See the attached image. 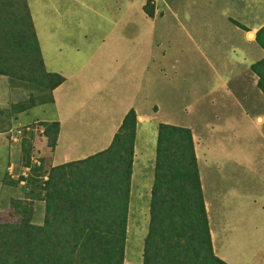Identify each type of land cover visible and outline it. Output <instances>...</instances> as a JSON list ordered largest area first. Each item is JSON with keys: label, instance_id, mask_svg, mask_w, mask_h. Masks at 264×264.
Listing matches in <instances>:
<instances>
[{"label": "rangeland", "instance_id": "1", "mask_svg": "<svg viewBox=\"0 0 264 264\" xmlns=\"http://www.w3.org/2000/svg\"><path fill=\"white\" fill-rule=\"evenodd\" d=\"M26 1L42 50L44 68L48 73L66 72L67 53L59 49L60 46L65 48L67 44L70 51L74 50L76 44H81L78 50L73 51L69 68L86 63L90 56L87 49L89 45L101 42L103 38L100 36L113 30L121 33L119 28H113L111 23L114 22H120L126 41H107V45H116V52L137 55L138 60V67L132 65L137 68V74L131 78L125 70L121 79L124 83L119 87L103 91L96 89L92 93L86 89L85 95L89 96L86 97L84 94L76 95L80 86H84L83 81L75 85L67 81L62 91L56 93V99L60 100L58 106L64 113H70L71 119L65 120V138L57 148L55 160L57 156L62 159L65 154L74 159L84 152L107 146L106 142H110L114 134L109 136V130L114 122H118L123 109L129 105L144 110L145 105L139 103L140 99H144L143 96L156 101L159 113L155 119L142 124L136 135L137 147L143 150L139 157L140 166L135 168V186H138L142 196L146 192L144 189L150 185L153 175L150 161L155 155L157 124L165 120L171 125L190 129L201 140H198L199 169L205 185V197H211L217 204L213 210L217 217L212 225L217 257H224L227 264H249L239 253L243 248L238 243L243 242L247 247L259 241L260 244L264 242V123H255L257 115L264 117V96L256 86L254 74L240 61L241 48L232 46L235 41H228L231 46L225 48V41L218 40L219 31L224 30L226 24H222V29L213 36L209 29L202 28L218 25L222 20L221 12L225 14L230 12L229 9L223 8L217 1L195 8L188 5L195 1L163 0L169 6V9L159 8L165 15L169 10L181 12L182 16L194 9L199 11L196 19H186L190 25H196L193 33L188 27L175 38L170 35V19L155 22L158 28L148 35L149 25L143 20L147 19L141 14L143 10L139 4L138 8L133 6L128 9L129 0ZM181 3L185 7L177 8V4ZM249 3L251 7L256 6L255 10L263 9L258 19L264 18V0H257L256 4L254 0H249ZM102 17L108 19L104 20ZM49 19H63L57 21V25L63 26L70 36L53 37V31L47 24ZM71 19H79L80 24L76 22L70 28ZM244 20L246 22L249 19ZM84 32H90L93 36L86 35V39H83ZM150 43L153 49L150 48ZM139 52L142 53L141 58ZM160 53L165 55L161 57L158 55ZM129 59L125 63L121 59L123 70L128 67ZM130 64L133 62L130 61ZM109 68L110 71L106 69L100 73L102 78L113 74L114 65ZM160 69L163 71L159 72ZM153 71L158 85V88L153 87V92L158 94L156 100L155 95L146 94L149 88L147 77ZM105 83L106 79H102L99 84L104 87ZM29 85L31 84L13 87L6 77L0 76V107L7 109L11 103L26 101L30 94L37 95L38 90ZM70 87L73 88L69 91ZM119 88L124 90L120 91ZM112 92L111 96L115 97H108L107 94ZM125 97H133L132 105ZM80 105L86 109V114L78 113L77 106ZM54 119L56 115L52 97V102L38 103L16 117H11L10 129L0 133V213L9 208L12 198H21V193L24 192L23 182L15 187L5 185L4 182L17 181L28 173L18 157L11 172H7L10 160H13L9 159V133L18 129L23 132V137L32 133V145L35 149L34 152L31 151V156L37 158L35 151L40 149L39 155L46 161L42 152L48 147L47 139L41 132L42 128L39 129V123H50ZM73 120H77L76 124H72ZM11 139V145H18L22 140L18 137ZM142 204L143 202L140 205ZM42 206L44 207L43 202L33 203L34 224L42 223ZM3 220L0 214V221ZM144 226L143 223L135 226L136 228L130 227L128 231L125 247L128 264H139L142 257L146 232ZM259 249L263 251L264 245ZM257 263L253 261V264ZM259 264H264V260Z\"/></svg>", "mask_w": 264, "mask_h": 264}, {"label": "trees", "instance_id": "2", "mask_svg": "<svg viewBox=\"0 0 264 264\" xmlns=\"http://www.w3.org/2000/svg\"><path fill=\"white\" fill-rule=\"evenodd\" d=\"M143 10L153 17L150 0ZM255 40L264 49V27ZM251 70L264 93V59ZM0 76L13 87L31 84L38 90L26 101L0 107V133L10 129L11 117L38 103L52 102L53 90L64 81L44 68L26 0H0ZM39 125L53 149L59 124ZM136 125L131 108L107 148L55 167H46L44 159L33 165V134L22 137L21 161L29 172L17 181L4 182L14 187L23 182L25 194L12 198L9 208L0 213L4 219L0 221V264H125ZM35 201L44 205L41 224L32 222ZM142 264H227L213 251L188 128L157 127Z\"/></svg>", "mask_w": 264, "mask_h": 264}, {"label": "crops", "instance_id": "3", "mask_svg": "<svg viewBox=\"0 0 264 264\" xmlns=\"http://www.w3.org/2000/svg\"><path fill=\"white\" fill-rule=\"evenodd\" d=\"M147 1L148 0H129L128 9L132 8L133 6L138 8V4H139L140 8L143 10ZM150 1L154 6L153 17H148L146 15V13L144 12V10L141 11V14L147 18V19H143V20H145L149 25V31H147L148 35H151V33L154 31V29L158 28L155 26V22H163V20L165 21V19L171 20L170 23L168 24V25H170V30H171L170 35L171 36L177 38L179 36V33H180V35L183 34L186 31V28H188V27L191 29V31L193 33V28H195L196 25H194V24L190 25L186 19H190V17L196 19L197 13L199 11H196L194 9L191 12H187L186 16H182L183 14L181 12L176 11L174 13V12H171L169 10L168 14L165 15L159 9V8L162 9V7H165V9H167L166 7H168V9H169V6L168 5L166 6L163 3V0H150ZM189 1H195L192 5L188 4L189 6H193L195 8H197V7L201 8L205 3L213 4L214 1H217V4H220L223 8L229 9L230 12H227L225 14H222V12H221L220 15H221L222 20H220V23L218 25H215L212 27L211 26H208V27L202 26V28L205 30L209 29L211 32V36H213V35H216V32L219 29H222V27H220L222 24H226L224 26V30L219 31L220 36H217L218 40L225 41V43H223V47H225V48H229L231 46L228 44L229 43L228 41H230L231 43L235 41V43L232 46H236V47L241 48L240 54H241L242 59H240V61L242 63L246 64L247 69H249L250 72H252L251 66L254 65L255 63H258L262 59H264V49H262L255 40L256 33L262 27H264V18L261 17L260 19H258V16H260L259 13H260V11H263V9L255 10L256 6L254 5L253 7H251L249 0H189ZM256 2H257V0H254V4H256ZM162 3L164 6H162ZM183 7H185L183 3L177 4V8H183ZM127 10H125V12H127ZM83 18H84V16H82V19ZM102 19L105 20L108 18L102 17ZM244 19H249V20L245 22ZM61 20H63V19H49V20H47V24L50 26L49 27L50 30L53 31V33H52L53 37L58 36L60 38L61 36H65V37L70 36L68 31L63 26H61L60 24L57 25V21L59 22ZM76 22L78 24H80L79 19H71L70 28H72ZM175 23L178 25L175 26L174 25ZM111 24L113 25V28H115V29L119 28L121 30V33H115V31L113 30L112 32H109V33H106V34L100 36L103 38V40L101 42L96 43V45L92 44V45L88 46L87 49L89 50L90 56L87 59V62L86 63L83 62V63L79 64L77 67H74L71 69L69 68V66L71 64L70 62H71V58H72V53H73V51L78 50L79 46L81 44H76V45L74 44L75 48L73 51H70L67 49L68 44L66 45L65 48L60 46L59 50H64L67 53V56L65 58V63L67 64V67H66L67 69H66V72H64V71H60L58 73L54 72V71L49 72V73L59 74L60 76H62L64 78V81L61 85H59L52 92L56 119L50 120L49 122H57L59 124V132H58L55 147L53 149L47 147L44 149V152H42V155L44 156V158L47 159L45 161L46 167L47 166L48 167L49 166L55 167V166H59V165H62V164L68 163V162L82 160L88 156H91L97 152L104 150L105 148H107L109 146L108 143L110 144V142H111V140L109 139L110 142H106L107 146H102V148L93 150L91 152H84L81 155L76 156L74 159L70 158L67 154H65L62 156V159H60V157L57 156V160H55L56 153L58 152L57 148H59V146L61 144H63V140L65 138V132H64L65 123H66L65 120L71 119V114L67 113V112L64 113L62 111L61 107L58 106V104L60 103V100H57L56 96H55L58 91H62L63 86H65L64 84L67 81H69V83L75 85L77 82L83 81L84 86L83 87H82V85L80 86V88L76 92V95L77 94L78 95H83V94L85 95L86 89L89 93L90 92L92 93L96 89L103 91L107 88L111 89V88L119 87L122 83H124V82H122L121 79L124 76L123 72L125 70L128 72L129 77H131V78L135 74H137V71H136L137 68L134 67L135 65H137V67H138V60H136L137 55H131L132 53H127V52H125V54H122L121 52L115 51L116 45L111 46V47L107 45V41H126V37L123 33V27L121 26L120 22H116V23L114 22ZM226 32H227V34H225ZM86 35L93 36L90 32H84L82 34L83 39H86V37H87ZM195 36H199V35H195ZM250 36H252V37H250ZM36 37H37V35H36ZM223 38H224V40H222ZM37 40H38V38H37ZM38 43H39V41H38ZM39 46H40V44H39ZM150 48L153 49L152 43H150ZM40 49H41V47H40ZM149 50H148V55H150ZM232 53H233V51H232ZM139 54H140L139 57L141 58L142 53L139 52ZM158 55H160L162 57L165 54L160 53ZM128 58H130L129 59V65L127 64L128 67L123 70V68L121 67L122 65H120L121 59L125 63ZM130 61H132L133 64H130ZM113 65H114V71H112L113 74L110 77L105 76L104 78H102L100 73L106 69H108L110 71L109 67H112ZM132 65H134V66H132ZM158 71L162 72L163 69H160ZM154 75H155V71L151 72L150 76L147 77L148 78L147 85L149 86V88H148V92H146V94L152 95V96L155 95V100H156L158 94L156 95L153 92V87L158 88V85L155 82L156 78ZM254 76H255V82H256V86H257L258 77L255 74H254ZM102 79H106V83H105L104 87H102L99 84L102 81ZM111 81H113V82L111 83ZM130 81H131V79H130ZM72 88L73 87H70L69 91ZM64 89H65V87H64ZM119 89H120V91L124 90V88L123 89L119 88ZM113 93L114 92H112L111 94L109 93V94H107V96L114 98L115 96H111ZM262 94L264 96V93H262ZM167 95H169V92ZM85 96L89 97L88 94ZM67 98L68 97H66V99ZM125 98L127 101L129 100V103H131V105H132L133 97L131 99L129 97H128L129 99L127 97H125ZM143 98H144L143 100L140 99L139 103L144 104L145 109L140 110L138 107H134V106L132 107V106L128 105L127 106L128 108H125L122 110V114H121V117L118 120V122L117 123L114 122L113 127L110 128L109 136L112 135V133L115 134V132L117 131V129L119 128V126L121 124V121H122L124 115L131 108L136 113V119H137L136 135H137V132L139 131V129L141 128L142 124L148 123L152 119H155L156 115L160 111L158 103L156 101H152V99L148 100L146 96H143ZM166 99H168V98H166ZM120 103H122V102L120 101ZM77 111H78V113H80V112L85 113V114L87 113V112H85L86 109L84 110L82 105L77 106ZM255 120H256L255 121L256 125H262L264 123V117H262L260 115H257L255 117ZM37 122H40V121H37ZM76 122H77V120H73L72 124H76ZM40 123H42V122H40ZM159 124H169V123L166 122L165 120H162L160 123L157 124V127ZM169 125H171V124H169ZM27 127H29V126H27ZM157 127H156V130H157ZM180 127L186 128L185 126H180ZM40 128H42V127L40 126L39 129ZM191 133H192V139H193V143H194L196 161H197V165H198V169H199L200 156H199V149H198V140L199 141H201V140L198 139V137L194 134V132L191 131ZM7 141H8L7 142L8 145H9V150L11 151L9 159L10 158L13 159L12 161L10 160L8 168H7V172L9 174V172H11L12 165H14L13 164L14 161H16L18 158L21 161L22 155H21V142L18 145H11V143L9 142L10 140L7 139ZM34 149H35V147H33V151H34ZM142 150L143 149L141 147L140 148L137 147L136 138H135L134 156H133V172H132L131 184H130V196H129V204H128V220H127V235H126L125 247L127 244V236H128V231H129L130 227L136 228L135 226H139V225L144 223L145 224L144 227L146 230L145 236H146L147 231H148L150 189H151V185H152L153 175H152V179H151L149 187L147 189H144L146 191L145 195L141 196V193H139L138 188H137L138 186H135V181L137 180V178L135 177V168H138L140 166L139 157H141V155H142ZM35 152H36L37 157L39 159H42L39 155L41 150L37 149V151H35ZM137 155H140V156H137ZM16 157H18V158L16 159ZM154 157H155V155L152 157V159L150 161L152 168H153ZM22 166H23V164H22ZM137 174H138V172H136V175ZM199 175H200V182H201L202 194H203V199H204V206H205V210H206V214H207V218H208V225H209V230H210V236H211L213 251H214V254L217 256L215 249H214V233H213V228H212L214 220L217 217L216 214L213 212V210L217 204L214 203V201L211 197L210 198L205 197V185H204L203 179H202L201 174H200V169H199ZM23 194H25V193L24 192L21 193V198L24 197ZM14 198L15 199H21L20 196H17ZM141 202H143L142 205H140ZM34 203H40V202L35 201ZM34 215H35V212H33V217H34ZM42 218H43V216H42ZM36 224H38V223H36ZM242 243L241 242L238 243V245L240 244L241 247L243 248V250L240 251L239 253L241 254V256L245 257V259L248 261L249 264H253V261L256 263L258 262L257 264H259L260 261L264 260V250L261 251L259 249L262 245H264V242H262L260 244V241H259L257 244L253 243L247 247H245ZM246 248H249V249H246ZM237 249H239V247ZM218 258H220L221 260L224 261V257H218ZM261 258H262V260H261ZM124 262H125V264H128L126 261L125 253H124ZM139 264H142V257L139 260Z\"/></svg>", "mask_w": 264, "mask_h": 264}, {"label": "built area", "instance_id": "4", "mask_svg": "<svg viewBox=\"0 0 264 264\" xmlns=\"http://www.w3.org/2000/svg\"><path fill=\"white\" fill-rule=\"evenodd\" d=\"M41 132H42V130H41ZM11 133L14 134V135H12V134L9 133V139L10 140H12L11 139L12 137H16V139H17V137L18 138H22L23 137V132L20 131L19 129L18 130H15V131H12L11 130ZM31 162H32L33 165H39V158L38 157L37 158H32L31 157ZM25 169H26L27 172H29V169L28 168H25Z\"/></svg>", "mask_w": 264, "mask_h": 264}, {"label": "clouds", "instance_id": "5", "mask_svg": "<svg viewBox=\"0 0 264 264\" xmlns=\"http://www.w3.org/2000/svg\"><path fill=\"white\" fill-rule=\"evenodd\" d=\"M27 128V127H26ZM42 132H43V129H42Z\"/></svg>", "mask_w": 264, "mask_h": 264}]
</instances>
